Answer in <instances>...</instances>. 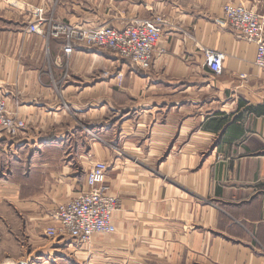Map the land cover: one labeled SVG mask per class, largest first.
I'll list each match as a JSON object with an SVG mask.
<instances>
[{"label":"crops","instance_id":"1","mask_svg":"<svg viewBox=\"0 0 264 264\" xmlns=\"http://www.w3.org/2000/svg\"><path fill=\"white\" fill-rule=\"evenodd\" d=\"M227 2L264 17V0H0V96L24 122L0 141L3 264H264V71ZM31 7L117 30L163 15L164 53L148 70L102 49L65 57L61 39L26 32ZM203 49L225 55L219 75ZM96 162L115 233L47 238Z\"/></svg>","mask_w":264,"mask_h":264},{"label":"built area","instance_id":"2","mask_svg":"<svg viewBox=\"0 0 264 264\" xmlns=\"http://www.w3.org/2000/svg\"><path fill=\"white\" fill-rule=\"evenodd\" d=\"M26 32L48 40H62V54L69 57L76 48L102 49L128 62L135 69L148 70L153 56L164 53L158 43L164 29L170 27L163 15L149 18H132L121 30L102 25L95 27L73 26L56 20L43 7H31ZM224 22L255 46L254 66L264 71V17L254 14L240 4L227 2L221 7ZM206 67L219 75L225 55L203 49ZM24 129V122L16 113L8 111L0 96V141L16 137ZM107 166L96 162L85 177L84 191L56 207L52 213L54 226L47 227L44 235L49 239L69 238L80 245H88L95 236L115 233L111 217L119 208L116 198L105 189Z\"/></svg>","mask_w":264,"mask_h":264},{"label":"rangeland","instance_id":"3","mask_svg":"<svg viewBox=\"0 0 264 264\" xmlns=\"http://www.w3.org/2000/svg\"><path fill=\"white\" fill-rule=\"evenodd\" d=\"M29 10H30V8H29ZM28 10V12H30ZM256 51V50H255ZM254 61H255V55H254V59H253V63H252V65L254 66ZM255 67V66H254ZM256 68V67H255ZM257 69V68H256ZM108 194V193H107ZM111 196V195H110ZM113 197V196H112ZM115 198V197H114ZM118 200V199H117ZM207 200V199H206ZM222 219H220V221H221ZM220 221H219V223H218V226L219 227H222V225H221V223H220ZM50 227V226H49ZM2 229V226H1V224H0V230ZM46 229V228H45ZM233 230V229H232ZM0 236H1V234H0ZM1 238V237H0ZM0 244H2V242H0ZM91 244V243H90ZM90 244H88V245H90ZM4 247V246H3ZM3 247H1V248H3ZM0 248V249H1ZM6 249H7V251H9L8 249H10V247H5ZM5 258H7V254H4V252L3 251H1L0 250V264H3V262H5ZM22 259V258H21ZM22 260H24V259H22ZM157 261V260H156ZM157 264V263H156Z\"/></svg>","mask_w":264,"mask_h":264}]
</instances>
